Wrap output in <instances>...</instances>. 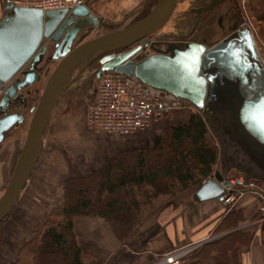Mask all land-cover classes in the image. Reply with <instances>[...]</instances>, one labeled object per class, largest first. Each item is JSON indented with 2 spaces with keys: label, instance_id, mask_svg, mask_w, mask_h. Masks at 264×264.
<instances>
[{
  "label": "water",
  "instance_id": "95a60500",
  "mask_svg": "<svg viewBox=\"0 0 264 264\" xmlns=\"http://www.w3.org/2000/svg\"><path fill=\"white\" fill-rule=\"evenodd\" d=\"M225 1L214 0L204 11ZM232 1L237 4L236 0ZM177 2L159 0L146 17L73 49L79 32L84 28L93 30L101 24V19L93 17L85 6L43 12L5 4V13L0 18V89L3 90L0 143L5 132L22 124L24 116L8 114L9 107L14 102H24L20 92L39 81L36 67L45 60L50 43L56 49L52 60L58 64L48 76L32 111L25 140L0 198V223L13 209L39 160L46 127L73 70L79 64H91L99 57L131 47L158 33L170 20ZM137 51L115 59L104 57L101 60L104 66L97 78L109 71L134 78L143 85L188 102L202 113L212 128L217 123L210 118L213 112L210 107L217 101L219 123H225L227 131L229 129L237 141L245 143L264 161V68L253 33L244 22L212 47L187 43L183 49H168L167 56L156 54L139 63L131 60ZM229 185L220 177H210L197 188L194 198L198 203L222 200Z\"/></svg>",
  "mask_w": 264,
  "mask_h": 264
},
{
  "label": "rangeland",
  "instance_id": "374dc122",
  "mask_svg": "<svg viewBox=\"0 0 264 264\" xmlns=\"http://www.w3.org/2000/svg\"><path fill=\"white\" fill-rule=\"evenodd\" d=\"M150 1L153 2V4H157L159 0H148L144 7L149 5ZM213 1L214 0H178L170 20L162 30L154 34V39L160 37L174 41L183 39L187 40V42L199 43L207 47H212L227 37L230 30L234 27H238L244 22L253 32L258 50L264 52V45L259 35L260 31L262 29L264 30V26L254 23L255 20L253 17H256V14L248 11L245 0H237L241 13L239 16L234 11H231L234 7L231 0H226L221 5L211 10L204 11ZM143 8L139 9L128 20H125L122 25L114 27L109 24H103L102 27L87 33L85 40L88 41L116 29H122L128 26L134 22V19L141 13ZM153 8L149 7L147 9L151 11ZM55 66V64L50 65L49 73L46 76L41 75L40 80L27 89V91L30 92L29 96L25 98L26 111L24 110V114L27 116V120L20 128L12 130V133L8 135L9 138L3 143L5 144L3 151L5 150V154H8V149L12 146L11 138L17 136L19 145L16 143L17 155L13 159L14 165L25 140L32 111L36 108L45 82L50 73L55 69ZM97 71L98 65L96 61L87 65L79 64L68 78L63 93L57 101L46 127L42 153L21 191L17 204L11 212L10 224L14 225L15 223L19 227L17 229L15 227L11 228L9 222L6 225L3 223L0 226V263L5 260L4 262L7 264L9 260L11 261L15 259V257H18L19 249L31 239L35 226L39 224L42 225L48 213L53 208L63 205L62 187L67 178L87 174L99 169L107 156L111 157L115 154H121L127 151L150 148L153 146L154 137L160 135L167 127L183 125L181 122L172 121L168 115V117L165 116L162 119H157V126H160L157 135L149 134L150 127L130 137L119 138L104 134H95L88 130L86 121L88 113L94 105L96 96L98 82ZM181 101L185 102L187 106H190L188 102L184 100ZM185 112H187L189 116L200 113L193 107L182 110L181 114L184 117H186V114H184ZM223 124L224 125H219L216 128L209 126L206 135L207 146L215 151L217 155V164L212 169L211 177H213L215 173H220L223 179L228 180L227 182L229 184L242 180L246 188H238V190H241L239 192H242V194L251 193L254 196V193L257 192L264 197V179L259 177V175L264 177L263 159L259 157L256 158L255 154L252 153L253 157L258 159V161L260 160L261 166L259 168L254 166V160H243L241 156L238 155V152H240L237 146L238 143L231 138L232 135L230 136L224 130L223 127L226 126L225 123ZM225 129L227 130V128ZM109 141L126 142L122 144L123 148L132 149L115 153L116 146L111 145L112 142ZM132 141L138 142L139 146L135 148L136 146L133 145L136 144ZM113 152L115 154H113ZM250 170H252L253 173L250 172ZM217 178H219V176H217ZM198 187L184 193H189L192 199V195H194ZM3 192L4 189L0 190V197ZM176 197L177 196L169 201L159 203L155 209L142 214L139 219L140 224L143 219L147 220L150 218L154 220L158 212L167 205L175 202ZM255 197L259 200L258 206L263 207L264 203L260 201L257 196ZM233 205L234 203L232 205L229 204V206ZM16 230H18V233L23 230H25V232L19 235V239L13 241L12 239L14 238L12 234L15 233ZM87 232L88 231L83 232L82 230V235ZM227 233L229 232H222L218 234V237ZM80 237L81 242L85 241L86 237ZM124 244H126V242ZM179 250L181 249L174 251ZM1 259L4 260L1 261Z\"/></svg>",
  "mask_w": 264,
  "mask_h": 264
},
{
  "label": "trees",
  "instance_id": "16d2710c",
  "mask_svg": "<svg viewBox=\"0 0 264 264\" xmlns=\"http://www.w3.org/2000/svg\"><path fill=\"white\" fill-rule=\"evenodd\" d=\"M155 5L150 1L134 21L146 17L147 8ZM259 35L264 45L263 29ZM208 127L202 113L190 115L188 123L169 126L154 137L152 147L115 154L99 169L67 178L62 187L63 205L53 208L42 225L35 226L31 239L11 264H105L79 246L75 219L99 217L117 242H127L142 214L211 177L217 155L207 146ZM8 180L9 176L3 189ZM243 221L241 211L228 213L214 235L229 233L194 249L180 264H237L238 247L249 248L254 230H238Z\"/></svg>",
  "mask_w": 264,
  "mask_h": 264
},
{
  "label": "crops",
  "instance_id": "0c3cea01",
  "mask_svg": "<svg viewBox=\"0 0 264 264\" xmlns=\"http://www.w3.org/2000/svg\"><path fill=\"white\" fill-rule=\"evenodd\" d=\"M147 1L148 0H84L83 6L87 8L93 17L101 19V24L96 28L102 27L103 24L116 27L122 25L125 20H128L139 9L143 8ZM245 2L248 11L256 14V17H253L255 20L254 23L264 26V0H245ZM4 6L5 0H0V18L5 13ZM181 113L182 111L179 110L172 111L169 113V117L172 121L175 120L182 124L188 123L190 118L189 114L185 112L184 114H186V117H184ZM26 120L27 116L24 117L22 125ZM157 125V120L151 123L149 128L150 135H157L158 130H160V126ZM223 128L230 136L232 135L229 129L227 131L225 129L226 127ZM231 138L238 143L237 146L241 152H238V155L245 161L254 160V166L259 168L261 166L260 160L258 161V159H256V155V158L252 156L253 152L248 149L247 145L237 141L234 135L231 136ZM11 140L12 146L8 149V154H5V150L3 151L5 144L0 146V190L3 189L6 178L8 176L10 178L13 167L15 166L13 159L17 155L16 143L19 145V140L17 136L12 137ZM109 142H112L111 145L116 146L115 153L132 149L123 148L122 144L126 142ZM134 143L136 145L133 146L137 148V146H139L138 142ZM114 152L113 154H115ZM108 158L109 156H107L104 161ZM262 164L264 165V162ZM250 172H252V170H250ZM217 176L221 177L224 182L228 181L223 179L220 173H215L213 175L215 179ZM259 177L264 179L261 175H259ZM258 202L259 200L251 193H245L241 198L236 200L233 206H227L220 199L198 203L194 195H192L191 199L189 193H181L177 195L174 203L167 205L158 212L154 220L150 218L147 220L143 219L144 221L141 220L140 226L132 233L126 244L117 242L109 226L99 217L89 216L76 218L74 230L79 245L88 252L99 257L104 263L155 264L164 255L174 250L185 249L192 246L195 247L197 245L201 246L218 239L219 237L218 235H214V231L220 220L233 210L241 211L244 221L239 223L237 229L248 230L254 228V230L251 234L249 248L245 249L240 246L238 247L237 264H264V222H260L263 215L259 213L260 207L258 206ZM11 212L4 223L6 225L9 222L11 228L15 227L17 229L19 226L15 223L14 225L10 224ZM82 230L83 232H88L82 235ZM24 232L25 230L19 231L18 233V230H16L15 233L12 234L14 238L12 240L19 239V235L22 233L24 234ZM80 236L86 237L85 241L81 242ZM16 259L17 257L11 261L9 260L7 264L15 262ZM2 260L4 259H1V261ZM4 261L0 264H6Z\"/></svg>",
  "mask_w": 264,
  "mask_h": 264
},
{
  "label": "built area",
  "instance_id": "2783aa9c",
  "mask_svg": "<svg viewBox=\"0 0 264 264\" xmlns=\"http://www.w3.org/2000/svg\"><path fill=\"white\" fill-rule=\"evenodd\" d=\"M5 4L46 12L72 10L83 6L84 0H5ZM256 50L264 68V52L258 50L257 46ZM2 96L3 90L0 89V98ZM188 107L193 106H187L180 99L143 85L127 75L109 71L102 73L98 78L94 105L88 113L86 124L88 130L95 134L115 138L130 137L148 129L154 120L162 119L172 111L186 110ZM241 187L246 188L242 180L231 182L223 195L224 204L232 205L241 198L244 195L238 190ZM254 194L264 203V197L260 193ZM259 213L263 215L260 222L264 221V206H260ZM192 250L194 246L171 252L155 264H180Z\"/></svg>",
  "mask_w": 264,
  "mask_h": 264
},
{
  "label": "flooded vegetation",
  "instance_id": "af4514ba",
  "mask_svg": "<svg viewBox=\"0 0 264 264\" xmlns=\"http://www.w3.org/2000/svg\"><path fill=\"white\" fill-rule=\"evenodd\" d=\"M236 2H237V0H236ZM232 3H233L234 7H233V9H231V11H234L239 16L241 13H240V10H239V7H238V3L235 4L233 1H232ZM95 29L90 30V28H84L81 32H79V34L77 35V37L73 41L71 49H73L77 45L85 42L86 41L85 39L87 37V33L92 32ZM187 43H193V42H187V40H183V39L174 41V40H170V39L162 38V37L154 39V34H153V35L147 37L146 39H144V40L132 45L131 47L111 52L109 54H106V55L96 59L95 61H96L97 65H98L97 74L102 70V68L104 66V64H101V60L104 57H112V58L115 59V58H117L119 56L130 54V53H133V52L138 50L137 53H135L134 56H132L131 60L136 61V63H139L140 61H142V60H144V59H146L148 57H151L153 55H156V54H162V55H166L167 56V55H169V53H167L168 49H174V48L183 49L184 45L187 44ZM47 49H48V52H47L48 54H47L45 60L43 61V63L41 65H38L36 67L37 77H39V78H41V75H45L46 76L49 73V66L50 65L55 64L57 66V64H58V61L52 60V56L56 53L55 45L50 43L47 46ZM27 89L28 88L23 89L20 92L21 100H24V102H22V103H20V102L12 103V105L9 107L8 114L18 113V114H21V115H23L25 117V115H24V113H25L24 110L26 108V103H25L26 99L25 98L27 96H29V94H30V92L27 91ZM2 97L0 98V100L2 99ZM215 103H211L213 105H211L210 110L213 111V112L211 113L210 118H212L213 122L217 123L215 125V128H216L217 126H219L221 124L219 123L220 119L216 116V113L219 111V109L217 107L218 102L215 101ZM19 107L20 108L23 107V108L20 111H18ZM21 125L22 124H20V125H18L16 127H11L7 132L4 133L3 134V141L0 143V146L4 143V141L6 139L9 138L8 135L10 133H12V130H17L18 128H20ZM43 138H44V136H43Z\"/></svg>",
  "mask_w": 264,
  "mask_h": 264
}]
</instances>
